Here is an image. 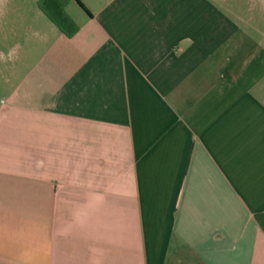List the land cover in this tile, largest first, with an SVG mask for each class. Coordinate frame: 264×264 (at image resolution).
I'll list each match as a JSON object with an SVG mask.
<instances>
[{
	"label": "crops",
	"instance_id": "crops-1",
	"mask_svg": "<svg viewBox=\"0 0 264 264\" xmlns=\"http://www.w3.org/2000/svg\"><path fill=\"white\" fill-rule=\"evenodd\" d=\"M74 1L0 0V264H264L257 10Z\"/></svg>",
	"mask_w": 264,
	"mask_h": 264
},
{
	"label": "trees",
	"instance_id": "trees-1",
	"mask_svg": "<svg viewBox=\"0 0 264 264\" xmlns=\"http://www.w3.org/2000/svg\"><path fill=\"white\" fill-rule=\"evenodd\" d=\"M69 2L70 0H37V8L66 37H72L79 27L66 12Z\"/></svg>",
	"mask_w": 264,
	"mask_h": 264
},
{
	"label": "rangeland",
	"instance_id": "rangeland-1",
	"mask_svg": "<svg viewBox=\"0 0 264 264\" xmlns=\"http://www.w3.org/2000/svg\"><path fill=\"white\" fill-rule=\"evenodd\" d=\"M27 4H29L28 2L30 1L31 2V0H24ZM33 1V0H32ZM231 3V7L233 8V9H242V10H246L247 9V11H248V13H247V17H248V19H251V12L249 11V10H253V11H255V10H257V11H255V14H254V16H253V18L255 19L257 16H256V13H258V23H260V25H262V26H264V21H260V12L262 13V14H264V0H262V6L261 5H259V4H255V3H253L252 1L251 2H249V1H247V0H230V1H228V3ZM70 3L72 4V5H74V7H76V9H78V11H81L80 10V8L79 7H77V5L75 4V1L74 0H70ZM254 13V12H253ZM10 49V47H0V71L1 70H3L4 69V66L2 65V61H1V53L2 54H4L5 53V58L7 57L6 56V53L8 52V50ZM14 51L16 52V49H14ZM15 54V53H14ZM8 56H10V53L8 54ZM13 56V55H12ZM8 58V57H7ZM0 75H1V73H0ZM11 83L12 84H14L15 83V81L13 80V81H11ZM11 86V85H10ZM0 98H1V96H0Z\"/></svg>",
	"mask_w": 264,
	"mask_h": 264
}]
</instances>
